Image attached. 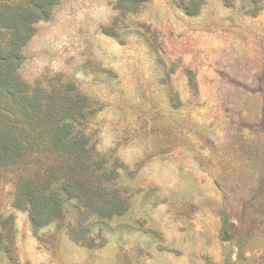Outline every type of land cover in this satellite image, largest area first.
Segmentation results:
<instances>
[{
	"label": "rangeland",
	"instance_id": "374dc122",
	"mask_svg": "<svg viewBox=\"0 0 264 264\" xmlns=\"http://www.w3.org/2000/svg\"><path fill=\"white\" fill-rule=\"evenodd\" d=\"M118 4L55 0L16 74L85 99L126 210L35 229L0 170V264H264V0Z\"/></svg>",
	"mask_w": 264,
	"mask_h": 264
},
{
	"label": "trees",
	"instance_id": "16d2710c",
	"mask_svg": "<svg viewBox=\"0 0 264 264\" xmlns=\"http://www.w3.org/2000/svg\"><path fill=\"white\" fill-rule=\"evenodd\" d=\"M55 0H0V170L16 173L13 206L35 229L63 219L75 203L82 218L121 215L127 203L114 188L116 165L94 153L85 133V99L71 85L49 94L18 78L20 50L46 21ZM147 0H119L121 10ZM7 223H4V226ZM0 232V251L10 229Z\"/></svg>",
	"mask_w": 264,
	"mask_h": 264
}]
</instances>
